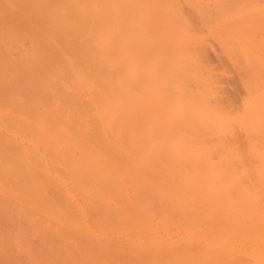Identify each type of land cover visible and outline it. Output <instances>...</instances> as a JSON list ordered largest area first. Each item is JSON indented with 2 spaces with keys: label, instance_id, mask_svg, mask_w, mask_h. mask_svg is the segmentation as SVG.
I'll use <instances>...</instances> for the list:
<instances>
[{
  "label": "bare ground",
  "instance_id": "obj_1",
  "mask_svg": "<svg viewBox=\"0 0 264 264\" xmlns=\"http://www.w3.org/2000/svg\"><path fill=\"white\" fill-rule=\"evenodd\" d=\"M2 101L11 102L14 114L0 116V264H264V0H0ZM47 110L50 116L64 117L72 131L80 127L79 134L70 133L90 136L83 138L92 145L100 146L101 138L111 137L100 146L107 143L103 154L109 145L118 152L132 141L145 149L142 153L147 151L149 164H170L173 171L168 166L163 173L159 170L169 176L167 180L155 174V185L135 182L148 186V198L143 188L138 190L147 199V213L163 212L168 223L171 217L179 237L167 236L168 242H160L157 232L158 239L149 238L148 244V235L128 224L139 213L126 192L131 182L124 189L125 183L116 180L119 175L111 179L110 169L93 174L90 166L98 164H89L92 159L82 146L89 143L79 145L83 150L74 152L79 157L67 161L61 157L68 164L75 162L74 167L58 169L75 185L71 184L79 191L76 197L84 199L87 210H78L85 205L70 199L66 180L61 183L53 177L58 185L52 186L54 167L52 174L49 169L43 173L46 160L43 167L40 164L47 147L50 155L55 148L42 141L39 149L46 154L39 161L35 150L28 154L22 140L5 137L15 122L36 127L35 132L54 125L44 121L48 116L43 119ZM59 117L55 125H65ZM75 136L69 137L72 142ZM120 151L116 153L123 157L125 150ZM15 152L23 153V161L13 158L6 168L9 162L4 166L2 159ZM95 152L89 153L96 161L100 154L99 163L103 154L96 157ZM82 159L84 166L79 164ZM126 162L128 170L133 164ZM206 163L217 169L197 171ZM182 164L190 171L180 168ZM96 178L114 183L100 181L99 187ZM174 178H180V188L171 181ZM99 188L110 190L106 195L115 202H104L108 197L99 195ZM139 198L134 202L141 204ZM128 203L132 210L126 209ZM162 221L161 227H170ZM125 222L137 228L139 236L123 227ZM98 229L102 234L96 233Z\"/></svg>",
  "mask_w": 264,
  "mask_h": 264
},
{
  "label": "rangeland",
  "instance_id": "obj_2",
  "mask_svg": "<svg viewBox=\"0 0 264 264\" xmlns=\"http://www.w3.org/2000/svg\"><path fill=\"white\" fill-rule=\"evenodd\" d=\"M50 88H51V87H49V89H50ZM54 88H55V87H54ZM54 88H52V90H53ZM10 106H11V107H10ZM12 108H13V106H12L11 102H9V101H8V102H7V101H6V102H5V101L0 102V116L8 115V114H10V113H13V114H14ZM7 109H8V110H7ZM6 110H7V111H6ZM47 111H48V110H47ZM42 112H43V113H42V115H43L45 111H42ZM47 113H50V110H49L48 112L45 113L46 115L44 114L45 116L43 115V119H44L45 117L48 116V117H50V118H48V117H47V118L50 119V120L48 121V119L45 118L44 121H46V122H48V123L50 122V124L52 123V124L55 125V123H57V119H58L59 116L57 115V116L55 117V115H56L55 113H54V114H55L54 116L51 115V116L53 117V118H52V122H51V116H50V114L48 115ZM51 113H52V111H51ZM29 116H30V115H29ZM31 116L33 117V116H37V115H31ZM23 117H27V115H24ZM59 118H61V120H60V119H59V120L62 121V119H63L64 117H59ZM46 119H47V120H46ZM53 120H54V122H53ZM64 120H65V118L63 119V122H64L65 125L61 124V123L58 121L59 124H61V125L56 124L57 127H56V125H55V126L52 125V126H50V127H48V128L45 127V129H44V127H43V129H44L43 131H42V128H39V127L37 126V128H39V129H37L38 131L36 130L37 133H36L35 131H33V130H35V129H33V128H36V127H32V129H33V130H32V129H29V127L26 126V123H18V122H15V123H13V124H15L14 126L11 125L12 127H10V130L8 131L9 134H8V133H5V135L7 134L5 137H7V136L9 135V136H8V139H7V138H6V139H7V140H10V138H11L12 141H15V140L17 139L16 141L20 142V141L22 140V141H23L22 143H23L24 145H26L27 148H28V154H31L32 152H34L33 150H35L34 153L37 152V153H36V157L39 158V161H40V157L46 154V152H44V150H42V149L40 150V149H39V148H41L40 145H43L44 142L46 143V141H48V144H49L50 146L52 145L51 147L55 148V154H54L52 151H51V152H52V155H54V157H55L57 160L55 161V159L52 157V155L49 154V153H50V151H49L50 149H48V147H47L48 154H46V155H45L46 157H44V158L41 157V158H43V160L41 159V163H42V161H45V160H46V162H44V163H47V164H44V163L40 164L41 167H43V166L45 165V166H44V169L41 170V171L44 173L45 170H48V169H49L50 171L48 170V172H49V173L51 172V174H52V172L54 171V172H53L54 176L52 175L51 179L49 180V181L51 182V185H52V186H55L56 184L58 185V182H56V181H57V179L59 178L58 181L61 179V183H63L65 180L67 181V182H65V183H63V184H65V186H67L68 188L71 186L72 183L69 181L68 178H66V177H67L66 174H65L66 177H65L64 175L61 177L62 174H60V172L58 171V169H59L60 171H63V172H64V168L66 169V168L68 167V165L71 166V167H74V165H75L76 163L74 162V163L72 164L71 162L68 161L69 163H71V164L73 165V166H72L71 164H68V163L66 162L67 159H68L69 157H72V158H74V159H75V157H79V155H78V154H75L74 152H77L78 150H83V148H80V146H79V145H82V143H83V144L86 143V145L89 143V145H87V148H88V146H93V147H89L90 150L87 149L86 146L82 145L83 147H85V148H84V151L86 152L85 154H86V155H89L88 157L92 159V160H91V159H88L87 156H86V159H85V160L88 159V160H91V161H92V163H91V161H90V163H89V161L87 160L89 164H93L94 161H95L96 164H98V165H99V164H104V163H105L104 161H107V160H108V162H110V163H108L109 165L106 164L107 162L104 164L105 167L108 166V167L105 168L104 170H102V166H104V165H100L101 167L98 166V165H96V166H98L97 168H92V167H96L95 165L90 166V168L93 170V174H95V172L99 173V172H101V171H105V172H106V171H108V170H106V169H110V172L108 171V174H109V176H111V177H113L114 175H115V176H116V175H117V176L119 175L118 177L121 179V178H122V175L125 174L124 176H126V177L123 178V181H124V182H123L122 180L119 182L120 179H119V180H118V178L116 179V180L118 181V184H119V183H121V184H122V183H125V184L127 183V184H128V183L131 182V183H130V184H131V187L129 186V184L126 185V187H125V184H123L124 186H121V187H123V188L125 189V188H127V187L129 186V188H127L128 190L126 189V190H127L126 192H128V195H130L131 197H129V196H128L127 194H125V193H124V194L128 196V199L131 198V200H130V202H129V200L127 199V196L125 197V199H126L127 202H129L130 204H132V205H131L132 208H133L134 210H136L137 212H139V213H137L138 215H136V218H135L134 220H133V219H129V220H132L133 222H131V221H130V222L127 221L128 224L131 223V224H133V225H136L137 228L139 229V233H140L141 231L143 232V233H142V232L140 233L141 235H142V234H144L143 236H145V235L147 236V235H148V236H147L148 238H146L147 243L149 242L148 244H150L152 241L154 242L155 239H158V236H159L160 234H161L162 236H163V234H164L163 237H162L161 235L159 236V240H161L160 242L164 241V238H165V237L167 238V236H169L170 239H171V238L176 239L175 237H179V234L177 235V234L174 232L175 230H177V226H178V225H175V224L171 223V222H172V218H171L169 215H168V216L170 217L171 221L168 223V222H167L168 218H167V217L165 218V215H166V214L158 210V211H159V214H160V212L163 214V216H162V215H161V216H162L163 221H165L164 223H165V224H166V223H167V224H170V227H169V225H168V226H165V225H164L163 227H161V226H162V223L160 222V221H162V219L160 218L161 216H160V215H159L160 217L157 216L155 210H152V211L150 210L149 213L152 212L150 215H149V213H147L148 210H149V208L147 207V203H148V202L146 201L147 199H146L145 196H147V195L149 194V193H148V189H147L148 186H146V188H143L144 186H141V187L139 186V187H138V183H140V185H141V181H143L142 185L145 184L146 182H147V185H148L149 183L155 185V184H156V183H154V182H155V176H156L155 174H157V175H158V174H159V175H162V177H163V175L165 174V172H164V174H160V171H161V173H163L162 170L165 171V168H166L167 166H168L167 168L169 169V165H170V164L167 165V164L164 163V165L161 164L163 167H160V165H158L156 162H154V164H157V165L160 167V169H159V167H156L157 165H154L152 162H151L152 165L149 164V163H150V158L148 157V153H147V151H146V153H147V156H146V153H142V152L145 151L144 148H142V147H135L134 143H133L132 141H130L131 143H130V142H128V143H130V144L132 145V146H131V145L129 144V146H131V147H129L128 145H125V147L123 148V150H121V151L119 150V151H120V154H121V152L124 151V150H125V151L122 152L123 154L127 155L126 153H128V156H129V157H128V156L125 157V155H124V156H123V157H124V160H126V161L129 160V163L132 161L133 166H130V164H129V166L127 167V168H128V170H127V169H126V166H127L128 164H125V163H127L126 161H124L125 163L122 162V161H123V160H122V159H123L122 156H120V157H122V159H121L122 161L119 159V158H120V157H118L119 154H117V153L119 152V151L117 152L118 149L115 151L114 149H115L116 147H113V146H115V145H112V146L109 145V144H113L114 142H111V143L108 144V145L110 146V148H108L109 146L107 147V149L105 148L106 152H109V153L113 152L114 155L111 154V156H108L109 153L107 154V153L103 150V152H105V153L107 154V156H106V155H104L105 153L103 154V153L101 152L102 149H104L103 146H106L107 143H108V141H112V140L110 139L111 137L107 136L108 139L106 140L105 138H107V137H104V136H105L104 133L101 132L100 134L103 133V137H104V139L101 138V140H103V141L105 140L104 142L107 141V143H105V145H102V147L100 148L101 144H104L103 141H102L103 143L101 142L100 146H99V144H95V143H93L95 140H98L97 142L99 143V142H100V138H99V137H95L96 139L93 138V140H94V141L92 140V141H93V142H92L93 145L90 143V142H91L90 139H84V138H88V137H90V136L87 137L86 134H85V137L83 136L84 138L81 136V137L83 138V141H82V140H81L82 138L79 137L80 135L78 136V134H79L78 131L81 130V129H79L80 127H78V128L76 127V129H75V132H76V131L78 132V134H77V133L75 134V135L78 137V138H76V136L72 134L74 131L71 130V129H74V128H71V129H70L69 124L65 123ZM55 121H56V122H55ZM17 123L20 125V127L22 126L23 130H19V131H18V128H17V127H18L19 125H18ZM66 124H67L68 126H67ZM16 125H18V126H16ZM58 125H59V126H58ZM62 125H63V126H62ZM65 126H66V127H65ZM20 127H19V129H20ZM54 127H56V129H55ZM68 127H69V128H68ZM22 128H21V129H22ZM24 128H26V130H25ZM40 129H41V130H40ZM53 129H55V130H57V131H60V132H64V131H66V132H68V133L70 134L69 137L75 136L74 138L77 139V142H79V144H78L76 141H74V140H76V139L73 140V138H72V140H73V142H72V141H71V138H69V137L67 138V136H68L67 134H68V133L65 132V134H64V133H60V134H58V132H57V131L55 132V130H54V132H53V131H52ZM69 129H70L71 131H70ZM31 130H32V131H31ZM39 130L43 132V134L45 135V137H43V136H44L43 134H42L43 136H42V135L39 136L40 133H39V135H38ZM45 130H46V131H45ZM47 130H48V131H47ZM49 130H50V132H49ZM11 131H12V132H11ZM23 131H24V132H23ZM44 131H45V132H49V135H51V136L53 135V137L49 136V135L46 134ZM5 132H6V131H5ZM27 132H28V133H27ZM70 132H72V133H70ZM75 132H74V133H75ZM80 132L82 133L83 131H80ZM23 133H24V134H23ZM26 133H27V134H26ZM30 133H31V134H30ZM12 134H13V135H12ZM63 134L66 135V136L64 137L65 140H66V138H67V140L70 139V140H68L69 144H67V142L65 143L64 138H63ZM100 134H99V135H100ZM19 135H21V136H19ZM29 135H30V136H29ZM46 135H48V137H46ZM58 135H59V136H58ZM82 135H83V134H82ZM33 136H34V137H33ZM35 136H36V137H35ZM13 137H14V138H13ZM16 137H17V138H16ZM20 137H21V138H20ZM42 137H43L44 139H43ZM49 137H50V138H49ZM54 137H55V138H54ZM60 137H62V139H61ZM91 137H92V135H91ZM101 137H102V135H101ZM22 138H24V140H23ZM28 138H29V139H28ZM32 138H33L34 140H33ZM39 138H40L41 140H40ZM48 138H49V139H48ZM79 138H80V139H79ZM13 139H14V140H13ZM42 139H43V140H42ZM45 139H46V141H44ZM47 139H48V140H47ZM27 140H28V141H27ZM32 140H33V141H32ZM58 140H60V141H58ZM85 140H86V141H85ZM88 140H90V141H88ZM24 141H25V142H24ZM26 141H27V142H26ZM39 141H40L41 143H40ZM42 141H44V142H42ZM50 141H51V142H50ZM62 141H64L65 145H64V143H63ZM87 141H88V142H87ZM33 142H34V143H33ZM36 142H37L38 144H37ZM60 142H61V143H60ZM71 142L73 143L72 146L70 145ZM74 142L77 143L76 146H78V147L75 146V147H76V148H75V147L73 146V145L75 144ZM84 142H85V143H84ZM55 143H56V144H55ZM128 143H127V144H128ZM132 143H133V144H132ZM32 144H34V145H32ZM36 144H37V145H36ZM39 144H40V145H39ZM66 144H67V145H66ZM133 145H134V146H133ZM37 146H39V147L37 148ZM65 146L71 147V148H69V151H70V152L68 151V148L65 147ZM82 146H81V147H82ZM127 146L129 147V149L127 148ZM31 147H32V149H31ZM64 147H65V148H64ZM98 147H99V148H98ZM112 147H113V148H112ZM132 147H133L134 149H131V150H132V151H131L130 148H132ZM60 148H61V149H60ZM78 148H80V149H78ZM91 148H93V149H91ZM137 148H139L140 153H142V154H140V155H143L144 157L146 156L147 158H142V156L138 155V152H137V154H136V150H137ZM63 149H64V150H63ZM66 149H67V150H66ZM73 149H75V150H73ZM97 149H98V150L101 149V150L98 151ZM109 149H111V150H113V151L110 152ZM36 150H37V151H36ZM61 150H63V152H62ZM91 150H92V151H91ZM94 150H95V151L97 150L98 152L96 153ZM108 150H109V151H108ZM128 150H129L131 153H130ZM142 150H143V151H142ZM41 151H42V153H41ZM59 151H61V152H59ZM64 151H65V152H66V151L68 152V154H67V153L65 154L66 156L64 155ZM88 151H89V152H92V153L95 152L96 157H97V154L101 152V153L103 154V158H104V159H105V157H107V158H106L104 161H103V158H102V161L99 160V161H101V162H103V163H101V162L97 163V162H98V159H100V158H99V157H100V154H99V157H97L98 159H97V161H96L95 156H94V155H91V153H89ZM114 151H115V153L117 152V153H116L117 155L114 153ZM133 151H135V154H136V155H135V154L133 155ZM137 151H138V150H137ZM59 153H60V154H59ZM62 153H63V155H61ZM70 153H73L75 156H73V154H70ZM88 153H89V154H88ZM129 153H130V154H129ZM41 154H42V155H41ZM58 154H59V155H58ZM69 154L72 155V156H70ZM93 154H94V153H93ZM102 154H101V155H102ZM123 154H122V155H123ZM14 155H15V156H14ZM49 155H50V156H49ZM60 155H61V156H60ZM109 155H110V154H109ZM115 155H116V157H115ZM130 155H131V156H130ZM137 155L140 156V157L137 158ZM38 156H39V157H38ZM47 156L49 157V159L51 158L52 160H54V161H51L52 164H50V160H51V159L49 160ZM93 156H94V158H93ZM104 156H105V157H104ZM61 157H63L66 161H64V159L61 158ZM110 157H111V158H110ZM112 157H113V160H114V161H116V159H117V157H118V159H119V161H120V164H118L117 161H116V162L112 161ZM13 158H15V159H16V158H19V160L22 162L23 159H24V155H23L22 152H15V153H13L12 155H9V156L5 157L4 159H2V163L4 164V166H6V164L9 162V164H7L6 168L12 165V159H13ZM45 158H47V159H45ZM84 158H85V157H84ZM84 158H83V159H84ZM108 158H109V159H108ZM115 158H116V159H115ZM140 158L144 161V163H143V161H142ZM29 159H30V158H29ZM60 159H62V160H60ZM83 159L81 160V163L79 162V164H80L81 166H84V165L87 163V162L85 161V162H84L85 164H84V163L82 162ZM94 159H95V160H94ZM118 159H117V160H118ZM146 159H147V160H146ZM48 160H49V161H48ZM68 160H70V158H69ZM138 160H141L142 162H140V161H138ZM58 161H59V162H58ZM5 162H6V163H5ZM72 162H73V161H72ZM95 162H94V163H95ZM48 163H49V164H48ZM57 163H58V164H57ZM64 163H65L66 165H65ZM115 163H116V165H115ZM43 164H44V165H43ZM55 164H56V165H55ZM67 164H68V165H67ZM110 164H111V167H112V165L116 166V167H114V166H113V167H114V169H117L118 171H116V170H114L113 168H111V167H110ZM124 164H125V165H124ZM132 164H131V165H132ZM135 164H136V165H135ZM184 164H185V163H184ZM184 164H182V165H184ZM191 164H192V163H191ZM193 164H194V163H193ZM57 165H58V166H57ZM80 165H79V166H80ZM106 165H107V166H106ZM121 165H122V166H121ZM123 165H124V166H123ZM134 165H135V166H134ZM144 165H145V166H144ZM182 165L180 166V168H185V167L188 165V163L185 164L186 166H185V165L182 166ZM207 165H210V164L206 163V165H205V164H202V165H201V166H204L205 168L208 167V169H206L205 171H204V169H203L204 167H202V169L199 168V170L197 169V171H199V172H201V171H202V172H206V171H208V170L211 171V170H213L214 168L217 167V166L214 167L213 164H211L210 166H207ZM212 165H213V166H212ZM48 166H49V167H48ZM55 166H56V169H57V170L55 169ZM138 166H140V167H138ZM146 166H147V167H146ZM206 166H207V167H206ZM211 166H212V167H211ZM235 166H238V169H239V165H235ZM45 167H46V168H45ZM53 167H54V170L52 171L51 169H53ZM121 167H122V168H121ZM134 167H135V168H134ZM144 167H145V168H144ZM155 167H156V168H155ZM164 167H165V168H164ZM188 167H189V168H188ZM188 167H186V168L189 169V171H190V166H188ZM213 167H214V168H213ZM218 167H219V166H218ZM61 168H63V169H61ZM98 168H99V169H98ZM133 168H134V170H133ZM137 168H138V169L141 168L142 170H144V169L147 168L146 171L150 172L149 174H152V175L154 174V176L151 177V175H148V174H147L148 172L146 173V171L144 170V172L147 174V175L145 174L146 177L148 176V178H146L145 175H144V172H142L141 170L138 171ZM143 168H144V169H143ZM161 168H164V169H161ZM172 168H174V166H173ZM177 168H178V167H177ZM209 168H210V169H209ZM212 168H213V169H212ZM233 168L236 170V167H233ZM97 169H98V170H97ZM112 169H113V170H112ZM129 169H130V170H129ZM131 169H132L133 171H132ZM135 169H136V171H135ZM151 169H152V170H151ZM187 169H186V170H187ZM216 169H217V168H216ZM240 169H241V168H240ZM245 169H247V168H245ZM55 170H56V171H55ZM96 170H97V171H96ZM149 170H150V171H149ZM155 170H156V171H155ZM159 170H160V171H159ZM169 170H170V169H169ZM171 170H172V169H171ZM171 170H170V171H171ZM176 170H178V169H176ZM184 170H185V169H184ZM191 170H192V169H191ZM124 171H125V172H124ZM134 171H135V172H134ZM137 171H138V172H137ZM170 171H169V172H170ZM172 171H173V170H172ZM179 171H180V170H179ZM241 171H242V169H241ZM57 172H59V175H58ZM63 172H62V173H63ZM105 172H102L101 175H102L103 173H105ZM111 172H112V173H111ZM119 172H120L121 175L119 174ZM131 172H132V173H131ZM133 172L135 173V176L139 174V175H138V178L141 177V180L138 179L137 176H136V178H134L135 176H133V174H134ZM136 172H137V173H136ZM154 172H155V173H154ZM157 172H158V173H157ZM167 172H168V170H167ZM169 172L167 173L168 175L170 174ZM56 173H57V174H56ZM106 173H107V172H106ZM106 173H105V174H106ZM110 173H111V174H110ZM117 173H118V174H117ZM190 173H192V172H187V175H189ZM51 174H50V175H51ZM63 174H64V173H63ZM99 174H100V173H99ZM99 174H98V176H99ZM105 174H104V175H105ZM108 174H106V175L108 176ZM140 174H142V175H140ZM55 175H56V176H55ZM128 175L131 176L132 179H131V177L129 178ZM159 175H158V176H159ZM117 176H116V177H117ZM124 176H123V177H124ZM142 176H143V177H142ZM149 176L151 177L150 179H149ZM158 176H157V177H158ZM164 176H165V175H164ZM174 176L176 177L175 174H174ZM53 177H55V180H56V181L54 180ZM60 177H61V178H60ZM95 177H96V176L94 175V178H95ZM100 177H102V176H99L98 178H100ZM111 177H110V178H111ZM165 177H166V176H165ZM168 177H169V176H168ZM168 177H166L164 180H167ZM177 177H178V176H177ZM127 178H128V179H127ZM153 178H154V180H153ZM63 179H64V181H63ZM96 179H97V178H96ZM96 179H93L94 183L97 182L95 185H98L99 187H101L102 184L104 185V181H105V180L102 181V180H100V179H97V180H96ZM111 179H114V181H115V177H113V178H111ZM130 179H131V180H130ZM157 179H158V178H157ZM157 179H156V182H157V183H158V182H161L159 179H162V180H163V178H161V176H159V179H158L159 181H157ZM177 179L180 180V178H177ZM177 179L174 178V179H171V181H172V180H173V181L176 180V183H177V182H179V181H177ZM98 180H99V181H98ZM106 180H108V179H106ZM126 180H127V181H126ZM144 180H145V181H144ZM148 180H149V181H148ZM152 180H153V181H152ZM169 180H170V179H169ZM182 180H183V179H182ZM100 181L102 182V184H101ZM114 181L111 180V181H105V182H107L108 185H110L111 182L114 183ZM132 181H134V182H135V181H139V182H138V183H136V182L134 183V182H132ZM59 182H60V181H59ZM68 182H69L70 184H69ZM148 182H149V183H148ZM151 182H152V183H151ZM184 182H185V181H183V186H185L184 184H186L188 181L186 180V182H185V183H184ZM1 183H3V182H1ZM43 183H45V181H44ZM66 183H68V184L66 185ZM121 184H120V185H121ZM134 184H135V186H133ZM68 185H69V186H68ZM72 185H73V184H72ZM79 185H80V184H78V186H79ZM145 185H146V184H145ZM173 185H175V183H174ZM177 185H178V186H177ZM4 186H5L6 189H8L7 186H6L5 184H4ZM73 186L75 187V185H73ZM105 186H106V184H105ZM105 186H104V187H105ZM118 186H119V185H118ZM136 186L138 187V188L136 189L137 191H138L140 188H143V189H141V190H143V193H144L145 196H143V193H141L142 195H141V194H138V193H140L141 190L138 191V192H136V190L134 189ZM8 187L12 189V187H10V185H9ZM93 187H94V186H93ZM109 187H110V186H109ZM175 187L180 188V187H181V186H180V183H179V184L177 183V184L175 185ZM105 188H106V187H105ZM112 188H113V187H112ZM112 188L110 187V189H112ZM71 189H72V190H71ZM99 189H100V191H101V193H102V194H101V193L99 192V193H100L99 195H103V194H104V195H103L104 197H106V196H107L106 194H108L109 191H110V190H109L108 193H106V190H107V189H106V190H103V192H102V190H101L102 188H99ZM131 189H132L133 191H132ZM145 189H146V190H145ZM184 189H185V188H182V190H181L182 193H183V190H184ZM73 190H74V191H73ZM122 190H123V189H122ZM8 191H9V190H8ZM14 191H16V190H14ZM69 191H70V193L72 192L71 194H73V196H71V194H70V199H71V198H72V200L74 199V202H75L78 206H84V205H85V201H84V199H83L82 197H81V198H80V196H79V197H76L77 194L79 193L78 190H76L75 188H73V187L71 186ZM89 191H90V190H89ZM123 191H124V190H123ZM185 191H186V190H185ZM185 191H184V192H185ZM199 191H200V190H199ZM130 192H132V193H130ZM145 192L147 193V195L145 194ZM181 192H180V193H181ZM200 192H201V191H200ZM200 192H197V193H200ZM92 193H93V194H92ZM110 193L112 194V192H110ZM114 193H115V192H114ZM182 193H181V194H182ZM74 194H75V195H74ZM124 194H123V196H125ZM131 194H134V197H133V195H131ZM91 195H95V191H94V192H91ZM105 195H106V196H105ZM109 195H110V194H109ZM140 195H141V196H140ZM96 196L98 197V193H97V192H96ZM136 196H137L138 198H139V197L142 198V200H141L142 203H141V204H140V203L137 204L138 202H140V198L137 199ZM73 197H74V198H73ZM75 197H76V199H75ZM99 197H100V199H101V196H99ZM104 197H102V200H103ZM107 197H108V198H105V200H103L104 202L107 201V200H108V203H110V202L112 203V201H113V203L115 202V200H113V199L111 198V196H107ZM143 197H145V199H144ZM109 198H110L111 201L109 200ZM147 198H148V196H147ZM78 199H79V201H78ZM134 199L136 200L137 203L134 202ZM83 201H84V202H83ZM132 201H133V202H132ZM77 202H80V204L77 203ZM143 202H144V203L147 202V203H146V204H143ZM129 203L126 205V209L131 208ZM135 204H137V206H136ZM111 205L113 206V204H111ZM141 205H142V208L144 207V208H143L144 210L141 208ZM144 205H145L146 207H145ZM135 207H136V208H135ZM137 207L140 208V211L142 212V214H144V216L147 215V214L150 216V217H148V218L145 217V218H147V219L150 220V221H147V219H146V220L144 219V216L141 215V213H140V211L138 210ZM132 208H131V209H128V210H132ZM146 208H147V209H146ZM82 209H83V210H87V206L85 205L84 207H79V208H78V210H82ZM145 209H146V210H145ZM145 212H146L147 214H146ZM164 214H165V215H164ZM140 215H141L143 218L140 217ZM151 216H153V217L151 218ZM149 218H151V219L153 220V223H152L153 226H152V225L150 226L151 229L149 228V224H151L152 220L149 219ZM153 218H154V219H153ZM164 218L167 219V220H165ZM138 219H139V220H138ZM140 219H142V220H140ZM158 219H159V220H158ZM137 220H138V221H142V223L138 222ZM158 221H159V225L161 224L160 226L158 225ZM163 221H162V222H163ZM86 222L88 223V222H90V221H86ZM134 222H135V223H134ZM136 222H137V223H136ZM148 222H149V224H148ZM139 223H140V224H143V226L141 225L143 229H142V228L140 229V228H139L140 226L138 227V225H140ZM146 223H147L148 226L146 225ZM154 223H155V224H154ZM156 223H157V224H156ZM164 223H163V224H164ZM123 224H124V223H123ZM131 224H130V225H131ZM126 225H127V224H126V222H125V224L123 225V227H125ZM130 225H129V226H126V227H130L131 229H129V228H126V229L132 230L133 228H132L131 226H133V225H131V226H130ZM145 225H146V227H144ZM157 225H158V226H157ZM155 226H157V227H155ZM154 227H155V228H154ZM160 227H161V229H160ZM137 228L134 227V229H133L131 232L138 234V229H137ZM156 228H157V229H156ZM167 228H168V229H167ZM171 228H172V229H171ZM175 228H176V229H175ZM95 229H96V228L93 227L92 230H95ZM145 229H146V230H145ZM148 229H149V231H148ZM154 229H156V232H154V231H155ZM158 229H159V230H158ZM101 230H102V229H101ZM121 230H122V229H121ZM135 230H136V231H135ZM143 230H144V231H143ZM150 230H151V233H150ZM152 230H153V234H152ZM191 230H192V229H191ZM170 231H171V232H170ZM145 232H146V234H145ZM157 232L160 233V234H158ZM176 232H177V231H176ZM96 233H99V234H100V233H101L100 229L96 230ZM149 233H150V234H149ZM155 233H156V234H155ZM171 233H173V235H171ZM184 233H185V232H184ZM101 234H102V233H101ZM157 234H158V235H157ZM166 234H167V235H166ZM174 234H175V235H174ZM149 235H151V236L149 237ZM165 235H166V236H165ZM138 236H139V234H138ZM155 236H156L157 238H156ZM172 236H174V237H172ZM151 237H154V238H151ZM161 237H162V239H161ZM169 237L167 238L168 240H170ZM149 238H150L152 241H151ZM144 239H145V238H144ZM147 239H148V240H147ZM167 239H166V240H167ZM166 240H165V241H166ZM150 241H151V242H150ZM157 241H158V240H157ZM157 241H156V242H157ZM165 241H164V242H165ZM166 242H168V241H166Z\"/></svg>",
  "mask_w": 264,
  "mask_h": 264
}]
</instances>
